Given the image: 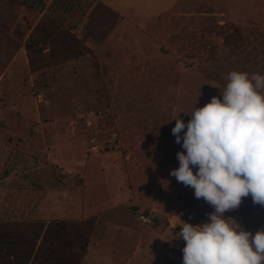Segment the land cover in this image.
<instances>
[{
    "label": "rangeland",
    "instance_id": "1",
    "mask_svg": "<svg viewBox=\"0 0 264 264\" xmlns=\"http://www.w3.org/2000/svg\"><path fill=\"white\" fill-rule=\"evenodd\" d=\"M111 1L102 22L90 2L34 30L0 10V244L14 264H43L63 219L94 225L78 264H183V221L214 211L170 175L184 151L171 129L231 71L264 74V0ZM224 215L264 229L251 196Z\"/></svg>",
    "mask_w": 264,
    "mask_h": 264
},
{
    "label": "clouds",
    "instance_id": "2",
    "mask_svg": "<svg viewBox=\"0 0 264 264\" xmlns=\"http://www.w3.org/2000/svg\"><path fill=\"white\" fill-rule=\"evenodd\" d=\"M227 81L219 96L185 112L187 123L178 114L171 129L184 151L170 175L214 208L207 222L183 221V264H264V229L253 235L224 215L248 196L264 206V74L234 70Z\"/></svg>",
    "mask_w": 264,
    "mask_h": 264
},
{
    "label": "trees",
    "instance_id": "3",
    "mask_svg": "<svg viewBox=\"0 0 264 264\" xmlns=\"http://www.w3.org/2000/svg\"><path fill=\"white\" fill-rule=\"evenodd\" d=\"M36 225L40 226L36 222V224L20 225L15 229L23 233L24 229L32 230ZM93 230L94 225L91 219H77L75 221L68 219L55 220L48 229L50 234L48 233L43 239L34 258L41 260L43 264H78L88 250L89 239ZM1 239L6 240L3 235L0 237ZM9 246V244H0V264H10V262L14 264V261L10 260V255L5 254L7 247L11 250ZM72 259H75V262Z\"/></svg>",
    "mask_w": 264,
    "mask_h": 264
},
{
    "label": "crops",
    "instance_id": "4",
    "mask_svg": "<svg viewBox=\"0 0 264 264\" xmlns=\"http://www.w3.org/2000/svg\"><path fill=\"white\" fill-rule=\"evenodd\" d=\"M90 2H93L91 10H97V12H99L98 17L96 16L94 22H102V20H104V6H109L108 2H111L110 4H112L113 1L111 0H108L107 3H102V0H4L3 3L0 2V10H2V12L5 11L3 13L1 12L2 14H9L13 16L14 18H12V20L10 19L11 21H23L24 23L30 22V28L34 30L40 26V23L44 20V18H48L49 21V18H51V20H56L60 17L61 12L73 14L78 7L81 5H89ZM1 5L3 7H1ZM111 10L113 9L111 8ZM23 15L28 17H23ZM88 16L89 13L86 14L85 20H87Z\"/></svg>",
    "mask_w": 264,
    "mask_h": 264
},
{
    "label": "built area",
    "instance_id": "5",
    "mask_svg": "<svg viewBox=\"0 0 264 264\" xmlns=\"http://www.w3.org/2000/svg\"><path fill=\"white\" fill-rule=\"evenodd\" d=\"M141 219H142L144 222H148V221H150V220H148V218H147L146 216H144V215H141Z\"/></svg>",
    "mask_w": 264,
    "mask_h": 264
}]
</instances>
